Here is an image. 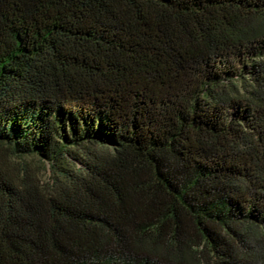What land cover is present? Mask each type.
Wrapping results in <instances>:
<instances>
[{"label":"trees","instance_id":"obj_1","mask_svg":"<svg viewBox=\"0 0 264 264\" xmlns=\"http://www.w3.org/2000/svg\"><path fill=\"white\" fill-rule=\"evenodd\" d=\"M0 264H264V0H0Z\"/></svg>","mask_w":264,"mask_h":264},{"label":"rangeland","instance_id":"obj_2","mask_svg":"<svg viewBox=\"0 0 264 264\" xmlns=\"http://www.w3.org/2000/svg\"><path fill=\"white\" fill-rule=\"evenodd\" d=\"M22 160L30 169L31 172L35 173L40 182H45L49 175V166L46 161L39 159L35 155H27L17 158Z\"/></svg>","mask_w":264,"mask_h":264}]
</instances>
